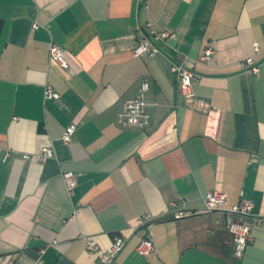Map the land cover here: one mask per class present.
Returning a JSON list of instances; mask_svg holds the SVG:
<instances>
[{
  "label": "crops",
  "instance_id": "0c3cea01",
  "mask_svg": "<svg viewBox=\"0 0 264 264\" xmlns=\"http://www.w3.org/2000/svg\"><path fill=\"white\" fill-rule=\"evenodd\" d=\"M140 28L176 39L136 57ZM174 63L195 72L192 97ZM144 82L148 125L125 127ZM216 191L225 210L249 199L264 213V0H0V264H101L88 240L108 251L116 238L114 264H264V223L237 260L224 212L195 214ZM142 238L156 253L137 252Z\"/></svg>",
  "mask_w": 264,
  "mask_h": 264
},
{
  "label": "built area",
  "instance_id": "2783aa9c",
  "mask_svg": "<svg viewBox=\"0 0 264 264\" xmlns=\"http://www.w3.org/2000/svg\"><path fill=\"white\" fill-rule=\"evenodd\" d=\"M144 1V0H143ZM148 7V6H147ZM35 29H38L37 24L34 25ZM151 28V27H149ZM140 35L138 37V45L135 49L136 57H149L155 58L162 51L161 44L170 40H175L176 35L174 33L164 31L157 32L153 29L145 30L139 29ZM258 49V48H257ZM213 55V50L209 49L205 52L204 59H208ZM51 60L62 66L67 67L65 60L64 50L57 45H53L50 50ZM246 65H249L250 71L259 74L260 69L254 64L252 60H249ZM173 71L176 74L179 92L186 97H192L193 87L197 76L195 72L184 64L174 63ZM150 90V84L144 82L141 88L140 96L127 103L124 112L120 115V123L129 128H144L148 125L149 115L146 112L147 108V94ZM45 98L47 100H59L60 95L53 89L52 86H47L45 90ZM77 132V126H69L62 135V142L69 145L73 142L75 134ZM55 158V151L53 148H44L37 159L41 162H46ZM63 178L67 186V190L71 196L74 195L77 188V176L74 172L63 173ZM228 202V197L222 192L208 193L204 199V209L198 211L195 214H211L214 212L222 211L226 215L227 230L231 235L234 243V256L237 260H242L245 256L247 248L253 243L254 238L252 235V225H261L264 223V213L255 215L254 202L249 199H243L239 204L234 205L230 209L225 210V205ZM188 214L179 207H176L175 218L181 219ZM153 223V219L150 216H143L138 220V228L149 229ZM126 246L125 238H116L114 244L108 251L102 250L98 245L91 240L87 242V250L91 257L96 258L101 264H114L122 253ZM137 252L144 257L156 253V246L152 239L142 238Z\"/></svg>",
  "mask_w": 264,
  "mask_h": 264
}]
</instances>
